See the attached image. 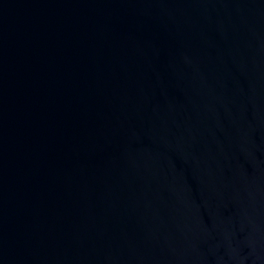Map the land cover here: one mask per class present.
<instances>
[{
	"label": "water",
	"instance_id": "1",
	"mask_svg": "<svg viewBox=\"0 0 264 264\" xmlns=\"http://www.w3.org/2000/svg\"><path fill=\"white\" fill-rule=\"evenodd\" d=\"M0 264H264V0H0Z\"/></svg>",
	"mask_w": 264,
	"mask_h": 264
}]
</instances>
